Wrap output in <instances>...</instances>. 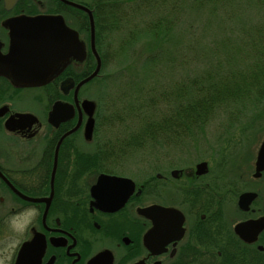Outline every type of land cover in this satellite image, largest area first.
I'll list each match as a JSON object with an SVG mask.
<instances>
[{
	"label": "flooded vegetation",
	"instance_id": "1",
	"mask_svg": "<svg viewBox=\"0 0 264 264\" xmlns=\"http://www.w3.org/2000/svg\"><path fill=\"white\" fill-rule=\"evenodd\" d=\"M77 3L86 4L0 0V236L25 215L21 243L42 238L39 264H264V124L194 163L155 154L135 164L114 153L117 139L98 141L96 112L86 138L87 96L75 85L88 63L71 57L48 80L29 84L31 18L62 21L94 63L88 16ZM66 78L74 81L67 92ZM133 141L136 149L146 143ZM101 175L111 178L99 182Z\"/></svg>",
	"mask_w": 264,
	"mask_h": 264
},
{
	"label": "trees",
	"instance_id": "2",
	"mask_svg": "<svg viewBox=\"0 0 264 264\" xmlns=\"http://www.w3.org/2000/svg\"><path fill=\"white\" fill-rule=\"evenodd\" d=\"M90 3L96 13V44L102 59L100 75L94 81L104 94L102 83L106 86L108 75L118 77H112L111 83L124 91L127 99L114 96L111 110L108 106L105 111L104 104L108 103L103 94H96L98 121L102 118L100 113L109 111L108 114L128 122L124 137L115 136L120 142H115L114 153L127 154L137 145L133 140L139 138L146 141L160 138L165 142L162 145L183 146L195 140L219 112L225 116L223 121L232 123L242 113L263 107L260 104H264V0H90ZM189 12L201 14L205 19L204 44L196 45L200 44V38H192L189 41L194 44L180 48L176 55L169 43L175 40L174 34ZM125 23L128 25L125 35L113 40L112 34L122 30ZM209 31L213 33L211 38ZM141 38L145 39L143 43ZM108 48L115 57L128 55L125 58L130 59L129 66L137 63V70L122 67L108 73L105 68ZM176 65L183 67L179 75ZM171 71L178 76L176 83L168 85L156 79L170 75ZM124 74L128 77L126 81L120 79ZM103 118L106 120L104 115ZM114 129L118 131L117 127Z\"/></svg>",
	"mask_w": 264,
	"mask_h": 264
},
{
	"label": "rangeland",
	"instance_id": "3",
	"mask_svg": "<svg viewBox=\"0 0 264 264\" xmlns=\"http://www.w3.org/2000/svg\"><path fill=\"white\" fill-rule=\"evenodd\" d=\"M83 1L88 2L89 0H83ZM199 15L201 14L197 15L192 12L187 13L183 18L184 23L183 24L181 23L177 28L174 34L175 40H171L172 43H169L170 48L176 50V55L180 48L194 44V42L190 44L189 40L192 38H200V44L196 43V45L200 46L204 44L203 39L206 30V24H205V19L201 17L203 15L201 16ZM213 26L214 24L212 25V30L215 31V28ZM127 27L128 25L127 23H125L124 28L122 30H118L117 32H114L112 34L113 40L114 38L118 39V37L121 35L122 36L125 35L128 29ZM84 35L86 38L88 37L87 32H85ZM212 36L213 33L209 31V38H211ZM144 40H145L144 38H141V42L142 41L144 42ZM106 52L108 53L106 54L107 61L105 68L106 71H108V73L111 72L114 73V71H117L122 67H126L127 69L131 68L134 71L137 70V63L132 64V66H129L130 59L125 58L128 55H124V54L122 56L116 55L115 57V53H112V50L110 48H108ZM127 54L129 53L127 52ZM173 62H179V60H174ZM177 65L175 67V71L179 75L180 73H182L183 67L182 65L180 67H178ZM189 69H191V66L189 67ZM108 76L110 77V79L106 81L105 83L106 86H104L102 83L104 89L103 91H105L104 94L98 91L99 86L97 85V81L96 83L93 82L84 86L82 89L83 93H85L88 96H90L89 93L91 94L99 93L101 95L103 94L104 100H106V103H108V105L104 104L105 111L107 110L106 108H108V106L109 109L113 106L112 102L116 100L115 97L122 98L123 100L125 99L126 96L124 91H119L120 90L119 87L114 86L113 83H111L113 82L112 77L114 78H118V77L116 76L111 77L110 75ZM120 77L122 81H126V79H128V77L125 74ZM177 77L178 76L174 75V73L171 71L170 75H164V76L160 75L157 76L156 79H159L162 83L169 85L176 83ZM126 100L127 99H125L124 101ZM260 105H262L263 107L261 108L254 107L253 109L242 113L239 120L232 123L223 121V119H225V116L221 114V112H219L220 114H217L210 122L207 123V125L204 126L203 132L199 133L195 140L194 139L189 140L183 146H178V154H177L178 156H175L176 154L173 150H171L170 146L162 145L165 144L163 139H159V141L156 142L155 144L147 140L145 146H142L143 148L140 147L136 149L135 147L133 149H129L127 155H125V160L127 161L130 159V163H132L131 161L134 162L136 160L135 164H137L138 160L140 159L139 155H143V157L147 160L149 159L152 160L155 154H167L166 159L171 158L170 156L178 157L179 164L181 162L191 163L192 161H193L192 163H194L198 160L204 159L208 154L212 153L214 150H217L219 145H224L226 143V140L230 139L231 141L237 138L248 137L252 127L253 128L255 126L261 127V125L264 124V104H260ZM118 106H120L119 102H118ZM163 109H164L163 111H167L166 108ZM116 110L118 111L119 108H116ZM108 113L110 112L108 111ZM108 113L107 112L106 114L100 113V115H102V118H100L99 121V128L97 133L98 141H101V139L105 140L109 138V136H111V138H115V136H120V138L121 136L124 137L125 134L124 126L126 127L128 122H124L120 120V118L115 117L114 114H108ZM103 115L106 117V120L103 118ZM132 122H134V120ZM112 125L114 127H117L118 131L113 132V135L111 134L108 135V131L111 130ZM93 143L94 141L92 142V144ZM186 148L188 150H186ZM147 163L148 166L152 164L150 161H147ZM127 169L133 170L135 169V166L130 165L129 168ZM27 223L28 221L25 215H18L16 219L12 220V224H11V227L13 225L12 229L8 230V233H3L0 236L1 264H6L7 260L10 257L9 254L15 253L21 241L25 238Z\"/></svg>",
	"mask_w": 264,
	"mask_h": 264
},
{
	"label": "water",
	"instance_id": "4",
	"mask_svg": "<svg viewBox=\"0 0 264 264\" xmlns=\"http://www.w3.org/2000/svg\"><path fill=\"white\" fill-rule=\"evenodd\" d=\"M74 6L85 11L89 16L90 21V33H91V49L96 56L97 64L94 71L88 76L81 79L75 90H77L82 84L94 77L101 65L100 57L95 49L94 45V21L91 10L82 4H74ZM29 33L32 35L30 39L31 47L28 53L30 73L29 76L30 84H38L48 80V77L52 72L56 71L58 66L63 62H68L72 57L78 61H82L85 58L86 50L85 45L79 40L77 33L64 25L62 21L58 24L54 23L52 17L40 18L35 17L29 20ZM41 45V47H39ZM40 51L39 54H36ZM51 77V76H50ZM73 86V81L69 78L65 79L61 87L65 91ZM82 108L89 115V119L86 123V134L90 136L93 118L92 113L95 104L92 100L83 99L81 103ZM57 112V104L54 105L51 115L53 116ZM51 116V117H52ZM262 152H264V142L262 144ZM204 164H198V168H202ZM109 176L101 175L99 182L108 180ZM44 247V242L37 234H35L32 239L22 243L15 264H39L40 256L42 254Z\"/></svg>",
	"mask_w": 264,
	"mask_h": 264
}]
</instances>
